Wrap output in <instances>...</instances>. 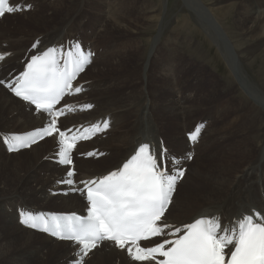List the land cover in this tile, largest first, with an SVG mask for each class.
Listing matches in <instances>:
<instances>
[{"label":"bare ground","instance_id":"6f19581e","mask_svg":"<svg viewBox=\"0 0 264 264\" xmlns=\"http://www.w3.org/2000/svg\"><path fill=\"white\" fill-rule=\"evenodd\" d=\"M48 1L25 0L23 2L20 7L25 10H22V13L29 11L28 13L33 14L36 11L30 10L39 7L42 9L44 5L51 6V11L29 16L27 21L31 24L23 21L17 26L22 28L20 30L22 32L13 31L16 27L13 25L6 26H9L10 30L4 29V24L0 26V55L4 56V59L0 60V80L9 81L12 76L22 71V65L29 57L41 53L48 46L79 41L85 49L95 52V56L87 65L86 70L74 80L73 89L80 87L82 91L78 94L66 95L60 104L73 107L74 111L65 117H58L59 126L61 129L68 127L74 129L93 122L103 124L107 121L109 127L99 134L103 138L112 132L115 125H118L122 119L119 127L123 131L118 130L116 135L114 132L112 142L107 138L101 139L99 136L76 145L77 152H74V155L78 153L81 157L77 158L78 160L73 158L72 165L75 166L73 170L76 175L72 178L74 181L72 185L63 182L67 178L69 169H72V165L58 162L60 145L57 134L44 139V141L52 139L48 145H38L43 139L35 143L38 145L36 150L42 147L44 150L43 153L33 155L34 160L27 155L28 153L10 160L9 158L13 155L24 152L16 151L8 154L0 137V264H30L45 256H50L46 258L53 259L54 264H77L80 258L79 245L70 241H57L36 231L22 223V214L25 212L34 215H44L49 212L73 214L85 212L87 205L83 197L75 193L76 188L83 185L82 181L103 177L111 171L118 170L140 143H150L153 151L158 154L162 151V147H166L165 154L168 163L164 164V168L173 173L178 172L176 168H181L184 164L188 165V161L181 155L190 151L185 135H190L196 124L204 126L197 138L199 141L194 146L195 157L190 167L196 155L201 152L199 150L205 136L211 137L209 138L210 146L218 144L217 147L221 148L219 152L230 149V152L235 151L234 153L241 154L243 157L252 156V158H242L245 159V163L240 167L236 165L230 167L229 171L225 172V176L221 173H212L209 176L206 174L207 191L203 192L199 199H192L188 202L185 200V194L188 192L183 191L182 204L179 205L178 213L170 216L167 210L166 216L171 220L162 224L171 225L172 228L168 230H172L181 228L182 225L190 223L199 216H218L221 225L229 226L253 208L264 214V3L256 5L252 4L251 0H202L203 2L200 0L207 7L206 11L203 9L204 24L207 26L205 30H209L206 22L212 17L226 35L224 46L231 47V52L228 54L229 56L231 54V60L227 61L230 67L226 69L228 73L222 79H226L225 81L220 80V82L221 77L216 78L212 74L213 70H208L206 66L205 68L198 66L202 69L199 68L200 72L196 79L201 81L204 88L202 91L189 76L182 78V70L177 61L178 57L181 58V54L183 58L184 49L176 46L169 47L164 42L165 39H162L163 41L161 40L159 44L153 41L146 50L143 49L144 44L140 36L136 39L132 38L131 42L124 40L122 34L130 33L135 25L138 27L143 24L141 19H136L145 9L141 6L144 4L141 0H74L69 3L68 0ZM11 3L17 6L18 0H12ZM220 8H223V12ZM6 15L9 14H5V17ZM224 17L227 18V25L222 22ZM3 18L0 17V20ZM193 23L200 28L199 24L197 26L196 22ZM201 23L203 24V20ZM28 25L31 27H27ZM136 27L133 29L134 32L138 31ZM197 28L195 30H198ZM213 28L216 30L215 26ZM171 32L169 38L166 39L176 42L175 37H172L175 33ZM199 32L207 41V45L208 42L212 44L210 34L202 30ZM101 38L117 39L116 45L106 50L104 56H102ZM185 42L187 45L191 44L188 39H185ZM141 54L144 57L140 63L141 67L134 68L133 61L140 58ZM192 55L196 58L195 51ZM163 56L171 60L166 61L165 59L166 62H164L161 60ZM99 59L100 61L97 62ZM196 59L204 60V52L199 50ZM186 60L188 61L187 58ZM232 60L237 62L234 72L240 81L236 80L232 74V64L235 66ZM173 62L177 64V76L175 72L170 74L172 84L166 82L165 79H160L159 76L157 77L161 81L155 80L157 65L161 69ZM146 67L145 88L142 83H144L143 74ZM157 74L163 75L160 71ZM102 76L108 77L109 81L104 82L97 79ZM177 80H180L182 85H175ZM93 83L97 90L91 92ZM143 87L145 91L142 92ZM184 91L188 94L187 96L181 94ZM100 98L101 101H98ZM119 99L123 101L122 104L119 103ZM86 105L93 106L85 109ZM30 108L28 103L15 98L0 84V135H7V138H11V134L14 133L34 132L45 127L51 119L50 115L38 113ZM80 108L83 110L80 111ZM133 109L137 111L135 118L128 123L126 119L133 116ZM141 110L144 111L142 117L140 116ZM243 110H246L247 114H243ZM117 111L125 112L118 116L120 113ZM149 114H152L151 118H148ZM10 115L12 117L9 120ZM212 116L215 119L209 121L214 118L210 119ZM185 117L188 122L185 126L183 122L181 124L183 128L179 130L174 123L177 121L179 124ZM164 119H168L173 125V129L170 130L173 135L170 138L172 141L176 142L181 134L184 137L181 139L183 142L175 151L180 154L178 156L170 152L169 135L165 134L162 139L163 136L159 133L150 131L159 129V123L163 126L161 121H165ZM9 126L12 128L14 126L16 129L8 130ZM165 126L163 128L166 129ZM88 143L91 144L86 147ZM35 144L32 148L36 146ZM83 146L86 148L81 149ZM92 150L95 151L93 157L97 158L98 165L92 162L94 161L92 155L88 159L85 158V154ZM215 156L219 159L218 155ZM180 158L182 159L179 162ZM175 160L178 162L176 167L173 165ZM80 165L85 168L81 169ZM90 168H94V171ZM37 170L44 171L46 176L43 178L37 176L35 174ZM11 171L13 173L9 174ZM181 171L184 172V170ZM22 172L25 173L20 174ZM186 176L188 175L184 173L183 177L178 179L172 200L176 197V192L182 188ZM35 181L37 184L33 186ZM56 182L60 183L58 188ZM36 188L38 189L35 190ZM194 205L197 208H194ZM20 214L21 218L18 219ZM167 238L175 239V236L165 235V239ZM157 241L158 239L154 240L152 244ZM65 244L67 247L61 249L60 246H65ZM106 244L109 248L105 249V254H108L109 259L105 258V264L106 261H108L107 264H112V261L113 264H154V261H133L126 248L121 249L114 242L99 243V245ZM94 251L95 249L90 251L84 260L90 259ZM55 259L58 260L54 261Z\"/></svg>","mask_w":264,"mask_h":264},{"label":"snow or ice","instance_id":"6c2138e0","mask_svg":"<svg viewBox=\"0 0 264 264\" xmlns=\"http://www.w3.org/2000/svg\"><path fill=\"white\" fill-rule=\"evenodd\" d=\"M25 10L10 6L9 0H0V17ZM35 47V45L33 46ZM4 56L0 55V60ZM90 62L89 56L79 50L63 54V62L54 48L32 56L26 70L14 83L6 85L17 97L35 105L38 112H47L51 119L42 129L24 136H12L11 151L27 148L37 142L58 134L59 163L72 165V151L76 142L90 139L92 134L106 130L103 125L79 129L69 135L71 129L61 131L58 117L64 109L53 111L63 97L78 94L82 88L73 89V81ZM0 83H3L0 81ZM91 105L84 106L90 109ZM67 111H72L71 107ZM200 129L191 136L196 140ZM88 155H94L89 153ZM165 151L159 154L147 143L138 147L118 169L99 180L82 181L79 191L86 195L89 207L86 217L76 215L45 216L23 213L22 223L31 228L48 232L62 240H71L80 246L77 264H84V257L97 248L99 242L112 241L117 247L127 250L133 261L154 264H264V214L240 217L233 225H221L217 218H200L183 228L160 225L175 185L184 175L183 171L169 174L164 168ZM75 171L70 168L63 181L74 183ZM183 234H180V233ZM175 236L152 247H142L141 241H150L163 235ZM170 245V247H169ZM163 257V259H157Z\"/></svg>","mask_w":264,"mask_h":264},{"label":"rangeland","instance_id":"374dc122","mask_svg":"<svg viewBox=\"0 0 264 264\" xmlns=\"http://www.w3.org/2000/svg\"><path fill=\"white\" fill-rule=\"evenodd\" d=\"M24 1L25 0H18V5L17 6H21ZM50 1L51 0H49L48 2H50ZM70 1H74V0H68V3ZM202 2H200V0L199 1L198 0H149V1L148 0H141V3H144L141 6L144 7L145 9H144L143 13H141L140 15H138L136 17V19H141V21H143L142 26L139 25L138 27H136V25H135L134 28L135 27L138 28L137 32H134L133 31L134 28H133L130 31V33H126V34H122V35L124 36V40L125 41L127 40L129 42L132 41V38L136 39L137 36H140L142 38V40H143L142 44H144L143 45V49L144 50H146V48L149 45H151V43L153 41H156V43L159 44V43H161L160 41L162 39H165L164 42H166L167 45L169 47H171V48H174L176 46L177 48L184 49L185 51H183L184 52L183 53V58H182V54H181V58L178 57V61H177V64H180V67H181V70H182V73L180 72L182 74V78H184L186 76H189L191 79H193V82L198 87V89L204 91V88H203V85L201 84V81H198V79H196L197 78V74L200 72V69L205 68V66H206V68L208 70H213L212 74H214V76L216 78L219 79L221 77V79H219V81L222 80L225 77L226 73H228L226 69H228L230 67L227 64V61L231 60V54H230V56L228 55L229 52H231V49H230L231 47L228 48L227 46H224L225 43H223V42L225 41L224 39H226V35L223 34L224 31H222V29L219 27V25L216 23V21H213L214 19H212V17H210V16H209L211 18V19L209 18L210 21L208 19V21L206 22L210 31L208 30L209 31L208 32V31L205 30V27H207V26H205V24H204L205 17H203V9L206 11L207 7ZM251 3L259 5L261 3H264V0H251ZM39 8H41V7H39ZM39 8L30 10V11H36L33 14L32 13H28L29 11H26V12L23 11V13L22 12H20V13L15 12L13 14L6 15V17L4 16V18L0 20V26H2V24H4L3 26H5V28L4 27L3 28L6 29V30H10L11 28L9 26L8 27H6V26L7 25H13V26H16V27L13 28V31L22 32V31H20V30H22V28L17 27V26L20 23H22L23 21L26 24H31L30 22L27 21V18L29 16L38 15V13H44V12L47 13V12L51 11V6H49V5H44V8H42V9H39ZM222 9L223 8H220V10L223 12ZM101 13L103 14V10L102 9H101ZM89 14L91 15L90 12H89ZM107 15H108V12H107ZM202 20H203V24L201 23ZM193 22H196L197 26L199 24L198 27H200L201 29L197 28L196 25ZM222 22H224L227 25V18L224 17ZM191 25H192V27H191ZM214 26L216 27V30L213 28ZM217 26H218V28H217ZM27 27H31V25H28ZM195 27L198 30H195L196 29ZM199 30L205 31V32H207V34H210L209 37L212 40V44L208 42V45H207V41L205 40V38H203V35H202V33L199 32ZM169 31L170 32L172 31L171 33H175L172 37H175L176 42L175 41L174 42L173 41H168V39H166V38H169V36L171 35ZM216 31H218V32H216ZM228 31H229V29H228ZM7 33L8 32H6V34ZM224 35H225V37H224ZM218 36H220V37H218ZM221 37L222 38L224 37V38L222 39ZM179 38L181 40H179ZM184 38L186 40L188 39V41L191 44L187 45V42H185ZM202 39H204V40H202ZM100 41L102 42V50H103L102 51V56H104V54L106 53V50H108L112 46H115L116 43H117V39L115 40V39L101 38ZM125 41H121V42L124 43ZM222 46L226 47V48L223 49ZM215 49H216V51H215ZM199 50L203 51L204 54H205V59L202 60V61H199L198 59H196L197 58V53H198ZM194 51L196 52V58H194L193 55H192ZM221 54L222 55L224 54V56H221ZM142 58L144 59L143 54L140 55V58L138 57V58H136L133 61L134 68L136 67L138 69V68L141 67L140 63H141ZM162 58H164V59H162ZM186 58L188 59V61L186 60ZM218 58L219 59L222 58L221 60L223 61V63ZM165 59H166V61H170L171 60L170 58L168 59V57L166 58V56L161 57V60L164 61V62H166ZM172 60H174V59H172ZM99 61H100V59L97 62H99ZM232 61L235 64V66L232 64V74H233L234 78H236V80L240 81V78H238V76L234 72V68L237 67V62H235V60H232ZM177 64H175V62L170 63V65L166 64L165 67L161 68V69H159V66L157 65V67L155 68V71L157 73H158V71H160V73L162 72L163 75L162 76L158 75L155 72V75H156L155 76V78H156L155 80L160 82L161 81L160 79L162 78V79H165L166 82H168L169 84H172V79L170 78V76H171L170 74L175 72V75L177 76V71H176L177 70ZM198 66H200L202 68H200ZM147 67H146V69H144V74H143L144 83H142V84H143L144 87H145V84L147 82L146 76H145V72L147 70ZM171 67H173L174 69H172ZM157 76H159L160 79ZM97 79H99L100 81H104V82L105 81H109L108 77H106V76L97 77ZM225 80H222V82L225 81ZM188 82H190V81H188ZM179 84L182 85V82L180 80H177L175 85H179ZM139 86H140V84H139ZM144 87L142 88V92L146 88V87L145 88ZM95 88H96L95 84L93 83V86L91 88V92L97 90ZM149 90H150V88H149ZM201 93L203 94V92H200V94ZM181 94L182 95H186V96L188 95L185 91L182 92ZM144 98H145V96H144ZM98 101H101V98ZM119 103L122 104L123 101L121 99H119ZM160 110H163V109L160 108ZM133 111H134L133 116L132 117H127V119H126V120L129 121L128 123H131L132 119L135 118V114H136L137 111L134 110V109H133ZM118 112L120 113V114H118V116H120L125 111H117V113ZM242 113L243 114H247L246 110H243ZM44 114H46V113H44ZM182 114H183V112H182ZM46 115H48V114H46ZM143 115H144V111L141 110L140 116L142 117ZM11 117L12 116L10 115V117L8 119L10 120ZM151 117H152V114H149L148 118H151ZM213 117L214 116H212L210 119H212ZM231 117H233V116H231ZM214 119H215V117L212 120H209V121H213ZM164 120L166 122L165 121H161L163 126L161 125V123H159L158 124L159 129H155V130L151 129L150 131H154V132L159 133L160 136H163V137H161L162 139L165 137V134L169 135L168 136V140L170 141L171 140L170 138L173 137L172 133L170 132V130L173 129V127H172L173 125H171V123H170V121H168V119H164ZM178 122H180V121H178ZM183 122H185L184 123V126H185L186 123L188 122L187 117H185V119L183 121H181L179 124L176 121L174 123V125H176L179 128V130H181L183 128V126L181 125ZM121 123H122V119L120 120V122H118V125H115V127H114L115 130L113 129V131L110 132L112 134L109 133L108 135L103 136V138L101 137V139L107 138L108 141L112 142V140L114 139L113 137L116 134H118V130L119 131L121 130L120 127H119ZM164 125H166L165 126L166 129L163 128ZM11 128H12V126H9L8 130L9 129L11 130ZM12 129H16V128L13 126ZM121 131H123V130H121ZM172 132H174V131H172ZM205 137L203 138L204 140H203V142H202V144L200 146V150L199 151H201V152L196 155L197 157H196L195 161L192 163V167H190L189 165L191 164V162L193 161L195 156L193 155V158H191V157L188 158V162L190 161V163H188V165L185 166L186 168H184L185 175L187 174L188 176L185 177V181L183 182L182 188L178 192H176V197L173 200V202H174L173 206L170 205V206H172L171 210L174 213L170 212L171 211L170 210V206L167 209V210H169L168 214H171L170 216L178 213V209L181 206L180 204H182V198H183L182 193H183V191H185L186 193L188 192L187 194H185V200L187 202L189 200H192V199H195V200L199 199L200 198L199 196L203 195V192L207 191V189H208L207 188L208 187L207 186L208 185V183H207L208 179L205 177L206 174L209 176V175H212V173H221L222 176H225V172L227 173V171H229L230 167H235V165H236V167H240V166H242L243 163H245V159H242V158H252V156L251 157H243V155H241V154L239 155V154L234 153L235 151L230 152L229 151L230 149L222 150V151L219 152V148L220 147L219 148L217 147L218 144H212L210 146L211 142L209 143V141H210L209 138H211V137L207 136L206 139H205ZM183 138L184 137L181 134L178 137V139L176 140V142H174L172 140L170 141L171 147L173 148V151H176L179 148L180 144L183 142L181 140ZM263 138H264V134H263ZM107 139H105V140H107ZM50 141H52V139H50L48 141H44V139H43L42 142L40 141L41 143H39V142H37V143H39L38 145L42 146V144L48 145ZM90 144L91 143H88L86 145V147L90 146ZM38 145L34 146L33 148H32V146H30V147L27 148V150H21L24 153L15 154L9 159L10 160L11 159H17L20 156H22V155L24 156V155H26L28 153L27 155H29V157H32V159L34 160L33 155H35L36 153H43V150H44V147L39 148V150H36V147H38ZM86 147L83 146L81 149H84ZM234 150H237V149H234ZM35 151H37V152H35ZM225 151H226V153H224ZM206 152H208V153H206ZM212 153H213V155H212ZM200 154H202V155H200ZM255 154H256V157H257V155H258L257 151L255 152ZM215 155H218L219 159H217V156H215ZM80 157H81V155H79L78 153H77V155L73 154L72 160H73V158L77 159V158H80ZM209 157H211V158H209ZM92 158L94 160V161H92L94 163V165H98L99 162H97L98 161L97 158H94L93 155H92ZM112 160H114V159H112ZM51 163L54 164L53 162H51ZM71 167H72V170L75 169L74 165H72ZM79 167H81V169L85 168L83 165H80ZM90 169H91V171H94V168H90ZM12 173H13V171H11L9 174H12ZM24 173L22 172L20 174H24ZM35 174L37 176H39V177H42V178H43V176H46L44 171H39V170H37ZM57 183L58 182H56V184ZM33 184H34L33 186H36V184H37L36 181L33 182ZM56 187L58 188L57 185H56ZM210 188H211V186H210ZM37 189L38 188H36L35 190H37ZM209 193L211 194L212 192H209ZM15 195H18V194H15ZM217 197H215V199ZM45 206H49V205H45ZM194 208H197V206L194 205ZM166 214H167V211L165 212V214L163 216V218L164 217L166 218L165 221H163L164 223H167L168 221L171 220L170 218H168V216H166ZM63 246L64 245H61L60 248L64 249V248L67 247L66 244H65L64 247ZM106 248H109L108 244H106V245H98V247L95 248V251H94L92 257L90 259H87L86 261L84 260V264H105V258L109 259L108 254H105V249ZM66 256H68V255H66ZM46 257H50V256L40 257L39 259H41V260L43 259L42 261L41 260H39V261H35L34 260L30 264H50V263L53 262V259L46 258ZM44 258L47 259V260L45 261ZM57 260L58 259H55L54 261H57ZM107 262L108 261H106V264H107ZM52 264H54V263H52ZM112 264H113V261H112Z\"/></svg>","mask_w":264,"mask_h":264}]
</instances>
